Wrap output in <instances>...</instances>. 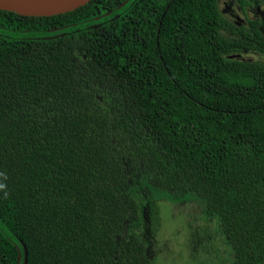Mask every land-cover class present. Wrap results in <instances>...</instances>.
I'll return each instance as SVG.
<instances>
[{
  "label": "trees",
  "instance_id": "1",
  "mask_svg": "<svg viewBox=\"0 0 264 264\" xmlns=\"http://www.w3.org/2000/svg\"><path fill=\"white\" fill-rule=\"evenodd\" d=\"M226 22L218 0L0 9V264H160L143 207L180 194L214 222L192 253L264 264V60L231 56L264 38Z\"/></svg>",
  "mask_w": 264,
  "mask_h": 264
},
{
  "label": "rangeland",
  "instance_id": "2",
  "mask_svg": "<svg viewBox=\"0 0 264 264\" xmlns=\"http://www.w3.org/2000/svg\"><path fill=\"white\" fill-rule=\"evenodd\" d=\"M224 7H226V4L221 1V8ZM245 56L258 58L253 53H246ZM158 194H154L156 199L162 197ZM189 198H193V196L181 195L176 198L175 204L172 205L158 203L160 205V214L158 213L157 220L159 216L160 221L156 224L154 219L153 222L156 225H154L151 233L156 240L155 243L159 244L155 249L162 255L160 264L161 262L165 264H226L219 257L213 256L214 258H212V253L209 256L202 254L201 250L192 253V250L197 247L202 238L206 240V243L209 240L210 247L212 246L210 249L213 248V235L206 227H211L214 222L208 221L205 212L199 216L198 212L204 209L203 203ZM160 201L167 203L166 199H161ZM189 214H191V217ZM197 216L200 218L195 219ZM147 222L152 224V220ZM202 225H204V228H199Z\"/></svg>",
  "mask_w": 264,
  "mask_h": 264
},
{
  "label": "flooded vegetation",
  "instance_id": "3",
  "mask_svg": "<svg viewBox=\"0 0 264 264\" xmlns=\"http://www.w3.org/2000/svg\"><path fill=\"white\" fill-rule=\"evenodd\" d=\"M221 1L226 4V7L221 8ZM218 7L222 16L227 20L226 26H223L221 31L229 40H235V37L240 36L251 46L258 32L261 38H264V0H218ZM238 32L241 33V35L238 34ZM252 47L253 46H251V48H244L242 51L238 49L231 56L245 57L246 53H253V55L258 56V58L251 57L250 59L264 60V52L253 49ZM180 196L181 194L177 197ZM177 197L173 195L170 200H167V203L165 202L163 204H175ZM174 208L177 209L176 207ZM203 211L198 212L199 216H201ZM143 213L145 222L143 223L142 231L152 234L151 231L154 225L157 224L153 221L157 219L158 213L160 214L159 204L150 205L148 203L144 205ZM189 216L191 217V214H189ZM199 216L195 219L200 218ZM158 218L160 217L158 216ZM150 220H152V224L147 222Z\"/></svg>",
  "mask_w": 264,
  "mask_h": 264
},
{
  "label": "water",
  "instance_id": "4",
  "mask_svg": "<svg viewBox=\"0 0 264 264\" xmlns=\"http://www.w3.org/2000/svg\"><path fill=\"white\" fill-rule=\"evenodd\" d=\"M91 0H0V9L13 11L25 16H52L75 10ZM127 1H125L126 3ZM123 3V5L125 4ZM233 57V56H232ZM25 249V264L27 263V247ZM22 253L19 254V261Z\"/></svg>",
  "mask_w": 264,
  "mask_h": 264
},
{
  "label": "clouds",
  "instance_id": "5",
  "mask_svg": "<svg viewBox=\"0 0 264 264\" xmlns=\"http://www.w3.org/2000/svg\"><path fill=\"white\" fill-rule=\"evenodd\" d=\"M4 188V185L3 184H0V189Z\"/></svg>",
  "mask_w": 264,
  "mask_h": 264
}]
</instances>
